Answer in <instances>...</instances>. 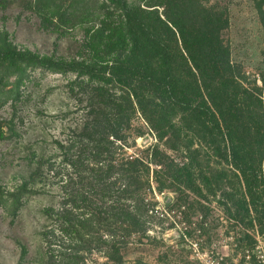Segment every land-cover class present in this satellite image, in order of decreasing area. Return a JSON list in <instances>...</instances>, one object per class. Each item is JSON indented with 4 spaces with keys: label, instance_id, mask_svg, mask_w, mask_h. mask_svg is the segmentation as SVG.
<instances>
[{
    "label": "trees",
    "instance_id": "1",
    "mask_svg": "<svg viewBox=\"0 0 264 264\" xmlns=\"http://www.w3.org/2000/svg\"><path fill=\"white\" fill-rule=\"evenodd\" d=\"M255 7L264 26V0ZM29 9L52 31L82 27L81 60L19 50L0 31V108L21 102L35 71L74 75L71 91L88 96L81 131L68 146L55 142L60 167L40 158L27 182L6 194L0 186V201L15 217L32 194L29 183L47 182L48 172L64 182L60 206L42 210L43 264H86L85 255L101 248L103 264H126L125 239L145 236L150 163L158 167L152 177L160 193L175 186L201 205L205 194L219 192L226 214L247 221L264 242V71L252 77L231 63L226 8L202 0H32ZM117 84L118 97L110 93ZM136 115L156 141L147 148L150 161H117ZM161 146L183 153L184 161Z\"/></svg>",
    "mask_w": 264,
    "mask_h": 264
},
{
    "label": "rangeland",
    "instance_id": "2",
    "mask_svg": "<svg viewBox=\"0 0 264 264\" xmlns=\"http://www.w3.org/2000/svg\"><path fill=\"white\" fill-rule=\"evenodd\" d=\"M129 1L142 3L144 0ZM202 1L208 6L227 9L229 26L223 39L229 45L231 63L247 75L257 77L264 71V26L255 0ZM29 3L32 0H7L5 8L0 10V31L7 33V41L39 57L81 60L83 28L74 26L73 30L52 31L38 12L30 11ZM74 78L71 74L35 71L25 85L21 102L15 107L9 102L0 108L3 133L0 138V186L5 194L28 181L40 158H50L60 167L62 158L55 142L68 146L69 139H75L81 131L88 111V96L82 98L75 88L71 91L69 83ZM121 88L117 84L110 93L118 97ZM10 125L13 128H9ZM155 143L153 133L136 115L131 120L127 144L117 151L116 160L139 157L149 163L147 148ZM160 150L177 163L184 161L181 152L162 146ZM149 166V188L142 195L148 210L145 236L134 233L125 239L127 245L122 253L126 264L135 261L144 264H264L262 238L246 225L247 221L238 224L226 214L219 192L205 194L206 200H198L201 205L192 204L194 196L185 191L181 193L175 186L160 193L152 177V169L158 167L152 163ZM46 170L43 167L41 173H47ZM48 175L45 183L36 178L33 184H28L27 191L32 194L23 196L15 217L8 203L4 199L0 201V264H43L45 248L40 233L46 220L42 210L60 206L65 198L61 190L64 182L54 178L53 172ZM183 200L185 208H180ZM167 201L172 205L170 211L164 208ZM22 248L26 250L24 255ZM105 250L95 249L85 255L86 264H103Z\"/></svg>",
    "mask_w": 264,
    "mask_h": 264
},
{
    "label": "built area",
    "instance_id": "3",
    "mask_svg": "<svg viewBox=\"0 0 264 264\" xmlns=\"http://www.w3.org/2000/svg\"><path fill=\"white\" fill-rule=\"evenodd\" d=\"M156 214H161L162 215V213H158V212H156Z\"/></svg>",
    "mask_w": 264,
    "mask_h": 264
},
{
    "label": "water",
    "instance_id": "4",
    "mask_svg": "<svg viewBox=\"0 0 264 264\" xmlns=\"http://www.w3.org/2000/svg\"><path fill=\"white\" fill-rule=\"evenodd\" d=\"M170 201H167V203H169Z\"/></svg>",
    "mask_w": 264,
    "mask_h": 264
}]
</instances>
